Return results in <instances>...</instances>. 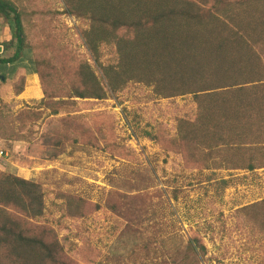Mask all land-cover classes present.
<instances>
[{
  "label": "rangeland",
  "instance_id": "374dc122",
  "mask_svg": "<svg viewBox=\"0 0 264 264\" xmlns=\"http://www.w3.org/2000/svg\"><path fill=\"white\" fill-rule=\"evenodd\" d=\"M61 20L68 28L79 23L73 16ZM9 31L1 30L0 42L9 39ZM23 53L27 56V49ZM100 61L109 65L114 58ZM13 78L0 84V183L17 176L41 186L45 207L41 222L33 225L57 233L65 258L67 253L78 264L99 263L113 247L123 250L114 243L126 236L134 251L118 264H264V166L245 168L251 159L264 163V118L251 122L250 138L238 144L226 140V146L214 137L218 131L232 134L237 122L199 120L191 94L156 100L147 88L127 89L121 99L73 98V114L85 128L95 113L113 115L112 152L99 140V148L67 144L48 160L39 142L49 115L42 109L38 79L25 75L19 86L21 79ZM23 111L42 114L19 133L23 126L15 120ZM159 122L167 126L164 131ZM184 129L190 135L183 139ZM158 130L156 141L145 135L155 137ZM68 195L76 201L72 205Z\"/></svg>",
  "mask_w": 264,
  "mask_h": 264
},
{
  "label": "trees",
  "instance_id": "16d2710c",
  "mask_svg": "<svg viewBox=\"0 0 264 264\" xmlns=\"http://www.w3.org/2000/svg\"><path fill=\"white\" fill-rule=\"evenodd\" d=\"M58 2L61 10L47 0H0V33L4 27L10 30L9 39L0 42L1 53L8 51L0 53V84L13 75V81L21 79L19 86L25 75L37 77L42 109L49 115L39 138L46 146L44 159L57 157L67 144L99 148V140L112 152L117 138L113 115L95 113L85 128L77 121L80 116L73 114V98L121 99L127 89L142 93L147 88L156 100L191 94L199 120L209 124L225 117L239 124L232 134L230 129L214 137L226 146V140L238 144L250 138L251 122L264 118V0ZM62 16H73L79 23L68 28ZM105 56H112L114 62L105 65L100 61ZM41 114H17L15 121L23 126L18 132ZM157 126L163 131L167 127L161 122ZM159 131L155 137L150 132L145 135L156 141ZM189 135L190 130L184 129L183 139ZM257 166L264 163L251 159L245 168ZM68 202L76 201L68 195ZM44 207L39 184L17 176L0 183V264H67L66 259L78 264L67 253L63 256L64 244L53 229L43 225L36 231L33 224L41 222ZM125 238L114 243L124 245L123 250L113 247L93 264H118L132 253L133 244Z\"/></svg>",
  "mask_w": 264,
  "mask_h": 264
},
{
  "label": "clouds",
  "instance_id": "9594fccd",
  "mask_svg": "<svg viewBox=\"0 0 264 264\" xmlns=\"http://www.w3.org/2000/svg\"><path fill=\"white\" fill-rule=\"evenodd\" d=\"M0 49H1V47H0ZM0 52H1V50H0ZM32 75H34V74H31V75H29V76H32ZM2 76V78H0V79H3V75H0V77ZM35 76V75H34ZM0 154H1V152H0Z\"/></svg>",
  "mask_w": 264,
  "mask_h": 264
},
{
  "label": "water",
  "instance_id": "95a60500",
  "mask_svg": "<svg viewBox=\"0 0 264 264\" xmlns=\"http://www.w3.org/2000/svg\"><path fill=\"white\" fill-rule=\"evenodd\" d=\"M0 78H2V76Z\"/></svg>",
  "mask_w": 264,
  "mask_h": 264
},
{
  "label": "crops",
  "instance_id": "0c3cea01",
  "mask_svg": "<svg viewBox=\"0 0 264 264\" xmlns=\"http://www.w3.org/2000/svg\"><path fill=\"white\" fill-rule=\"evenodd\" d=\"M32 76H34V75H32Z\"/></svg>",
  "mask_w": 264,
  "mask_h": 264
}]
</instances>
